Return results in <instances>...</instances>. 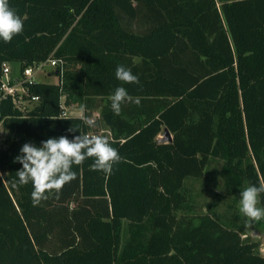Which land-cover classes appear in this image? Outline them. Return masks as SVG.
I'll return each instance as SVG.
<instances>
[{"label": "trees", "instance_id": "trees-1", "mask_svg": "<svg viewBox=\"0 0 264 264\" xmlns=\"http://www.w3.org/2000/svg\"><path fill=\"white\" fill-rule=\"evenodd\" d=\"M9 3L24 31L0 40V74L5 61L24 69L51 56L65 72L60 83L25 82L40 97L25 114L2 102L0 264H264L259 244L214 202L198 208L191 186L212 158L224 161L228 195L264 181V0ZM119 65L140 83L119 81ZM121 86L141 103L117 116ZM73 104L99 113L97 127L64 115ZM165 127L172 142L159 141ZM102 129L123 162L111 175L91 158L74 165L59 198L34 207L31 182L17 185L21 147Z\"/></svg>", "mask_w": 264, "mask_h": 264}, {"label": "clouds", "instance_id": "clouds-1", "mask_svg": "<svg viewBox=\"0 0 264 264\" xmlns=\"http://www.w3.org/2000/svg\"><path fill=\"white\" fill-rule=\"evenodd\" d=\"M23 31L24 20L10 6L9 0H0V40L10 43ZM115 76L123 84L140 83L139 77L124 65L117 67ZM126 102H134L137 106L141 103L138 98L132 101L125 87H117L111 96V110L114 115L121 114L122 105ZM78 119L89 128L97 127L96 120L91 117L81 115ZM77 129L79 128L70 127L67 131L75 133ZM20 153L14 158V162L22 164V168L16 172L17 185H28L31 182L34 207L49 199L51 193H55L59 198L63 187L77 178L76 172L73 171L74 165L81 166L91 158L94 160L92 170L111 175L114 166L123 162L119 151L112 146L107 135H89L82 132L73 139H69L66 135L49 138L40 146L25 143ZM261 194H264V181L259 186H248L241 191L240 212L249 221L258 222L264 219V208L258 207Z\"/></svg>", "mask_w": 264, "mask_h": 264}, {"label": "rangeland", "instance_id": "rangeland-1", "mask_svg": "<svg viewBox=\"0 0 264 264\" xmlns=\"http://www.w3.org/2000/svg\"><path fill=\"white\" fill-rule=\"evenodd\" d=\"M11 65L15 72L20 70V66L18 67L19 64L17 62H12ZM34 78L36 81H57L56 77H46L40 71L36 72ZM67 110L68 114L71 115L83 114V110L78 104L67 107ZM160 137L161 134L159 138ZM223 164L224 161L222 159L212 158L204 175L192 181L191 186L197 202V207L207 210L206 205L214 202L215 214L222 219L232 220L240 224L243 229V238H249L250 241L258 243V249L264 255V219L258 222H252L240 212V194L241 191L248 186H243V188L234 195H228L222 175ZM258 207L263 208L261 202L258 204Z\"/></svg>", "mask_w": 264, "mask_h": 264}, {"label": "built area", "instance_id": "built-area-1", "mask_svg": "<svg viewBox=\"0 0 264 264\" xmlns=\"http://www.w3.org/2000/svg\"><path fill=\"white\" fill-rule=\"evenodd\" d=\"M12 62L5 61L2 63V71L0 74V141L3 133L4 117L2 115V102L10 99L14 106L23 114L32 110L40 101L39 96L30 95V91L25 85L27 81H34V75L40 71L46 77H56L57 83L61 82V78L65 72V63L62 59L51 56L43 62L35 63L24 69L15 72ZM19 67V66H18ZM51 82V81H50ZM64 102V98L62 99ZM66 105H63L64 115H69ZM99 113H95L91 118L97 121ZM89 135L99 134L110 136V131L102 129L98 132L90 131Z\"/></svg>", "mask_w": 264, "mask_h": 264}, {"label": "water", "instance_id": "water-1", "mask_svg": "<svg viewBox=\"0 0 264 264\" xmlns=\"http://www.w3.org/2000/svg\"><path fill=\"white\" fill-rule=\"evenodd\" d=\"M160 142H172L173 141V134L168 127L164 128L161 137L159 138Z\"/></svg>", "mask_w": 264, "mask_h": 264}, {"label": "crops", "instance_id": "crops-1", "mask_svg": "<svg viewBox=\"0 0 264 264\" xmlns=\"http://www.w3.org/2000/svg\"><path fill=\"white\" fill-rule=\"evenodd\" d=\"M107 131V130H106ZM106 135V134H105Z\"/></svg>", "mask_w": 264, "mask_h": 264}]
</instances>
